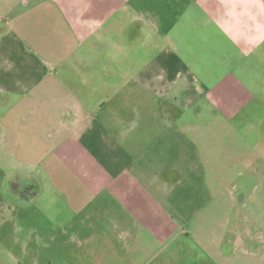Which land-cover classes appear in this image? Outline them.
Listing matches in <instances>:
<instances>
[{"label": "crops", "instance_id": "1", "mask_svg": "<svg viewBox=\"0 0 264 264\" xmlns=\"http://www.w3.org/2000/svg\"><path fill=\"white\" fill-rule=\"evenodd\" d=\"M196 102L234 122L264 107V0H0V140L121 234L156 219L172 234L215 208L185 115ZM238 242L133 264H264Z\"/></svg>", "mask_w": 264, "mask_h": 264}, {"label": "rangeland", "instance_id": "2", "mask_svg": "<svg viewBox=\"0 0 264 264\" xmlns=\"http://www.w3.org/2000/svg\"><path fill=\"white\" fill-rule=\"evenodd\" d=\"M200 105H188L185 115L197 130L203 178L217 204L197 227L173 219L179 231L172 234L159 219L147 221L151 230L135 227L134 237L121 234L102 204L69 203L40 173V156L10 155L0 140V264H133L155 247L178 248L183 262L206 261L198 247L214 241L264 247V107L246 109L234 122ZM132 223L124 225L132 231Z\"/></svg>", "mask_w": 264, "mask_h": 264}, {"label": "flooded vegetation", "instance_id": "3", "mask_svg": "<svg viewBox=\"0 0 264 264\" xmlns=\"http://www.w3.org/2000/svg\"><path fill=\"white\" fill-rule=\"evenodd\" d=\"M31 187H32V186H31ZM24 188H25V190H29V188H30V184L25 183V184H24Z\"/></svg>", "mask_w": 264, "mask_h": 264}]
</instances>
